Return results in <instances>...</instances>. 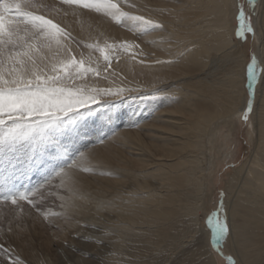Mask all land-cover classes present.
<instances>
[{
    "label": "bare ground",
    "instance_id": "bare-ground-1",
    "mask_svg": "<svg viewBox=\"0 0 264 264\" xmlns=\"http://www.w3.org/2000/svg\"><path fill=\"white\" fill-rule=\"evenodd\" d=\"M224 2L232 0H182L169 8L159 6L161 14L150 11L152 18L168 24V32L153 31L143 37L145 42L153 40L144 44L148 65L123 68L129 78L135 72L134 83L143 88L153 84L164 88L167 98L144 105L130 101L122 114H107L120 127L115 137L88 152L81 163L94 172H78V181L69 173L74 191L70 196L64 191L56 194L55 212L67 211L74 220L115 233L106 237L112 241L107 252L98 253L95 244H79L81 249L95 255L110 252L108 258L115 264L128 256L139 264H222V258L206 244L210 230L201 216L210 211L209 192L216 171L235 160L234 130L247 109L241 86L246 83L247 56L239 62L232 56L245 45L233 38L234 19L222 11ZM257 2L252 21L255 103L245 128L248 153L225 181L223 202L231 234L219 246L224 256L243 264H264V10ZM140 9L147 12L145 5ZM164 9L168 10L165 15ZM67 23L73 34L86 38L99 31L118 40L134 39L103 14H70ZM221 58L229 68L215 76L216 61ZM156 59L166 62L153 64ZM60 196H68L65 209L59 207ZM193 201L199 205L195 219ZM52 223L66 226L63 217ZM42 226L31 223L30 232L13 238V246L27 264H61L63 249L53 239L56 229Z\"/></svg>",
    "mask_w": 264,
    "mask_h": 264
},
{
    "label": "snow or ice",
    "instance_id": "snow-or-ice-1",
    "mask_svg": "<svg viewBox=\"0 0 264 264\" xmlns=\"http://www.w3.org/2000/svg\"><path fill=\"white\" fill-rule=\"evenodd\" d=\"M246 4L251 6L247 11ZM260 4L264 10V0H260ZM125 7L135 9L136 5L127 0L123 3L121 0H52L51 3L49 0H0V164L10 174L20 168L27 173L31 171L35 153L41 151L46 156L48 171L42 182L23 191L14 190L7 181L4 183L0 204H10L23 215L18 219L3 218L8 220V228L6 232L0 230V264H27L16 252L13 238H22L21 223L26 227L28 221H32L33 226L39 221L56 229L53 239L63 249L61 264H115L108 258L110 252L95 255L78 246L95 244L98 253L107 252L112 241L106 237L115 233L103 232L95 223L74 220L67 211L52 212L48 202L58 191L69 196L74 191L69 173L73 181H78V172L92 170L81 164L89 150L75 148L82 123L129 100L144 105L167 98L165 89L156 84L150 88L133 86L136 73L129 78L128 72L120 66L125 57L134 64L148 65V54L136 41L153 31L164 30L162 22H154ZM220 7L226 17L238 22V36L255 35L252 20L257 13L256 0L241 3L232 0ZM93 12L126 28L134 39H101L103 33L87 38L73 34L74 29L67 23L69 15L76 17ZM165 62L152 61L156 65ZM255 67L253 56L244 72L246 84L241 85L245 89L248 112L254 104ZM45 149L50 151L45 152ZM223 195L221 193L220 202L206 221L210 230L206 244L221 255L219 246L226 235L231 234ZM58 198L59 207L65 209L68 196ZM192 211L195 219L199 205L194 201ZM51 217H63L66 226L53 224ZM224 259L227 264H243L231 256ZM120 264L139 262L128 256ZM187 264H195V261Z\"/></svg>",
    "mask_w": 264,
    "mask_h": 264
},
{
    "label": "rangeland",
    "instance_id": "rangeland-1",
    "mask_svg": "<svg viewBox=\"0 0 264 264\" xmlns=\"http://www.w3.org/2000/svg\"><path fill=\"white\" fill-rule=\"evenodd\" d=\"M159 1L160 0H146V2L144 4H142L141 2H139L137 0H127V2L136 5V8L135 9H127V7H125V10H129V11H132V12L138 13V14H144L146 17L151 16L150 18H152V13L150 11H155L157 13H160L158 10L159 6L169 8V7H172L173 5H178L182 2V0H161L163 4H159ZM49 2L51 3L52 0H49ZM121 2L123 3V2H125V0H121ZM241 2H243V0H237V3H241ZM257 3L258 2L256 0V4ZM140 5H145L147 12L141 10ZM250 7H251L250 5L246 4L245 10L247 11ZM167 11L168 10H166V9L162 10V12H164L163 15H165ZM153 18H152L153 21L156 20L154 22H162V21H160V19H158L154 16H153ZM253 20H254V18H253ZM162 23L164 24L163 32H161L160 30H156V31H158L160 33L168 32V28H167L168 24L166 25L164 22H162ZM234 25H235V29H234L233 38L235 40L239 41L241 44H244L245 46H243L244 48L240 47V48L236 49L233 53L232 52L231 53H232V56L235 57L238 62L247 56V63L245 65V69H246L247 64L251 63V59L253 56L255 57V60L257 63V59L255 56V50H254L255 48L253 45L256 42L255 41V35H253L252 33H245L242 36H238L236 34V28H237L238 22L235 20H234ZM175 27L176 26H174V24H173L174 29H176ZM122 28L123 27H121V29ZM123 30H124V28H123ZM125 30L128 31L126 28H125ZM101 33H103V32H101ZM101 33L99 31L93 32L92 37L98 36ZM103 34L104 35L101 36V39H103L104 37H109L107 34H105V33H103ZM159 37H161V36H159ZM159 37H157V38H159ZM157 38L154 37V40ZM119 40H122V39H119ZM151 41H153V40H151ZM86 42H94V41H87L86 40ZM136 42L140 43L141 47L148 54L147 50L144 47L145 46L144 44H147L150 41L145 42V41H143V37H142L140 40H137ZM224 53H225V51L220 52L219 55H222ZM114 63H115V61H114ZM125 65L139 67L138 63L134 64L132 61H129L127 59V57H125L120 62V66L122 68ZM228 68H229L228 62L225 61V59L221 58L220 61L219 60L216 61V67H215L216 70L214 72V75L215 76H221L228 71ZM256 68L257 67H255V70H256ZM220 70H221L222 74L220 73ZM255 84H256V81L254 83V88L256 89ZM136 85L143 88L142 87L143 85L136 84V83H134L133 86H136ZM130 101H132V100H129V101L122 103V104H118L116 107L109 110L108 113H105L107 111V109L103 110L102 112L97 113L95 116L88 118V120L86 122L82 123L80 125V128L78 129V133H79L78 141L79 142L75 146L76 150L77 151L89 150L88 152H91L92 150L96 149L97 147L103 146L107 141H110V139L113 138L112 135L117 133L116 131H118L120 126L118 124H115L114 122H112L107 114H111L113 111H115V112L118 111L119 114H122L124 109L126 108V106L128 105V103ZM254 101H255V96H254ZM253 107H254V104H253ZM246 112H247V119H245V113ZM251 113H252V111L248 112L246 109L245 112H243L241 115L240 124L237 125L236 129L234 130V136L236 138L235 141L238 144L236 147L237 148V155L235 153V155H236L235 160L228 163V164H223L222 168H220V170L216 171L215 179H214V182L211 184L210 192H209V198H210V200L208 202L209 208H210L209 213L212 212L215 209V206L220 202L221 193L224 194L225 181L228 177L229 172L232 171L233 167L237 166L248 153V145L246 143L247 138H246V134H245V128H246L247 124H249V122H250L249 117H250ZM100 118L103 119L101 122L99 121ZM114 137H115V135H114ZM101 139L104 140V143H100ZM44 151L47 152L50 150L45 149ZM73 155H75V153H73ZM21 161L23 163V157H21ZM85 161H86V159L81 161V163L83 164V163H85ZM45 162H46V156L43 155L41 153V151H37L35 153V156L33 157L32 168H31L30 172L26 173L22 168H20L15 173L10 174L8 172V169H6L5 166L0 164V194H2L4 191L3 185L6 181L8 183L12 184L13 189L17 190V191H23L26 188L33 187V186L37 185L38 183L42 182L43 179L45 178V176L48 174V171L45 168ZM92 172H94V171L91 170V171L85 172V173L92 174ZM210 193H211V195H210ZM223 199H224V195H223ZM58 202H59V200L57 199L56 195H54L51 199H49L48 209L52 212H55L56 211L55 208H56ZM24 211L26 212L27 208H25ZM22 215H23V213H21V211L19 209H12L10 204H0V230H6L8 228V220L18 219ZM207 216L204 218L201 216V218L203 219L202 220L203 226L208 228V225L206 223ZM4 217H8V220H4L3 219ZM54 218H57V217H51L52 221ZM31 223H32V221H28L26 227L23 225V223H21V227L24 228V231L30 232ZM40 224L44 225L41 227L43 230L50 228L46 223H40L39 221H37L34 226L37 228V227H39ZM32 225H33V223H32ZM220 249L222 250V248H220ZM221 252H222V255L220 253H217V254L222 258V260H221L222 264H227V261L224 259V257H227L229 255L225 254V256H224L223 250Z\"/></svg>",
    "mask_w": 264,
    "mask_h": 264
}]
</instances>
